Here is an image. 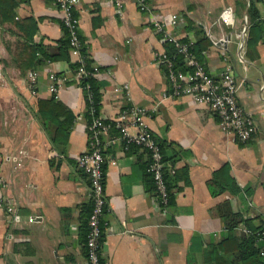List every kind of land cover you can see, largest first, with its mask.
<instances>
[{
	"label": "crops",
	"instance_id": "obj_1",
	"mask_svg": "<svg viewBox=\"0 0 264 264\" xmlns=\"http://www.w3.org/2000/svg\"><path fill=\"white\" fill-rule=\"evenodd\" d=\"M144 1L149 11H140L139 0H123L122 16L114 0H79L74 10L87 54L94 67L102 69L95 77L100 115L112 120L121 110L145 108V121L158 142L181 151L176 157L172 148L167 153L174 199L164 215L147 171L150 153L134 145L126 149L116 129L103 138L108 206L102 219L101 257L104 264H222L212 252L226 235L218 206L231 199L234 213L264 225V41L257 47L259 57L247 58L245 0ZM224 9L233 11L232 25L220 21ZM260 9L264 14V6ZM16 12L18 18L38 22L34 44L59 54L40 69L24 70L16 37L0 26V199L15 201L18 215L16 220L0 206V264H87L91 196L88 178L76 160L89 148V136L84 94L71 82L77 81L71 68L75 62L61 46L64 29L55 0H25ZM174 14L182 39L198 43L207 38L212 43L203 54L209 72L234 67L238 101L257 125L248 143L239 145L225 134L210 108L190 97H170L166 69L154 62L155 54L168 46L151 20ZM33 71L38 75L36 97L27 87ZM51 73L65 75L70 82L58 97L75 119L68 134L58 132L51 113L39 103L53 98ZM128 132L134 136L138 130L129 127ZM54 135L58 144L53 143ZM224 166L240 188L237 197L212 193L211 181ZM244 228L240 224L236 229L242 253L220 255L234 264H244L239 256L252 250ZM232 242L226 241L224 250L234 249Z\"/></svg>",
	"mask_w": 264,
	"mask_h": 264
},
{
	"label": "built area",
	"instance_id": "obj_2",
	"mask_svg": "<svg viewBox=\"0 0 264 264\" xmlns=\"http://www.w3.org/2000/svg\"><path fill=\"white\" fill-rule=\"evenodd\" d=\"M56 6L61 13L63 26L70 35V54L75 63L80 64L76 74V80L83 76L96 77L101 73V68L95 66L94 70L88 72L84 69V59L81 55L82 44L78 37L79 20L74 15V10L79 0H55ZM117 11L122 16L124 6L123 0H114ZM140 11H149L144 0H139ZM220 21L227 25L235 22V15L231 9H224L219 17ZM151 23L156 33L166 46H173V52L169 54L168 49L157 52L154 62L163 65L166 76L171 84V98L190 97L199 106H206L219 118V127L227 135H232L239 145L248 143L257 133V125L254 119L246 113L238 101L239 84L236 79L235 69L232 65H226L219 74L209 72L205 65L198 62L195 55L189 51V47L195 40H184L178 32L181 30L179 17L174 14L170 18L155 16ZM247 29V28H246ZM245 29V32H246ZM183 41H189L183 42ZM177 55L182 56V63L190 71L181 72L175 68ZM0 72V81H2ZM49 93L58 100L61 89L67 84L65 75L51 73L49 75ZM38 75L29 72L27 76V87L32 96H38ZM120 91L119 88L115 89ZM85 98V97H84ZM91 100V96L85 99V103ZM93 115V112L91 113ZM147 110L139 106H133L121 110L112 120H107L101 115L94 117L87 125L89 136V148L77 157L76 163L79 170L85 174L89 181V189L93 208L88 221V233L86 236L87 264H100L101 252L103 250L102 219L107 209L108 201L105 194V142L112 128L119 130L126 149L138 146L150 153L151 162L148 165V173L152 177L159 210L165 215L170 206V194L165 176V162L158 140L154 137L145 118ZM129 127H135L138 133L134 136L128 132ZM10 159H8L9 161ZM14 161V160H13ZM15 162V161H14ZM18 166H21L18 164ZM0 206L14 219H18L17 204L8 198L0 199ZM33 221V218H30ZM245 234L251 231L244 228ZM256 237V247L261 257L264 258V229L253 234Z\"/></svg>",
	"mask_w": 264,
	"mask_h": 264
},
{
	"label": "trees",
	"instance_id": "obj_3",
	"mask_svg": "<svg viewBox=\"0 0 264 264\" xmlns=\"http://www.w3.org/2000/svg\"><path fill=\"white\" fill-rule=\"evenodd\" d=\"M25 0H0V26L6 27V31L11 35L16 37L17 45L19 49L18 58L20 59L21 68L26 69H40L45 62H50L55 59V56L59 54L49 52L45 48L40 45H36L33 43V37L38 30V22L30 17L21 19L17 17L16 9L19 4ZM245 8L247 10V29H246V56L251 61H255L259 57V53L257 51L258 45L264 41V14L260 9V5L264 6V0H245ZM64 29V39L61 41V46L65 50H69L70 52V35L68 30L63 26ZM79 40L82 44L81 55L84 59V69L88 72L94 70V65L91 62L84 42L80 36V32H78ZM189 43V41H183ZM190 44V43H189ZM212 46V43L207 39H203L201 42L194 43L189 47V51L196 56L197 60L201 64H205L204 52L208 50ZM169 54L173 52V46H168ZM57 54V55H56ZM71 68L73 74L76 75L78 70L80 69L79 63H72ZM175 68L177 71L187 72L191 69L187 68L182 63V56L177 55L175 59ZM76 82V84L82 89L85 99H88V96H91V100L86 102V119L87 123L90 124L93 121L94 117L100 116V107H101V93L99 84H97L95 77L91 76H83L79 82L72 80L71 82ZM70 82H67V84ZM45 101V102H44ZM41 107L46 111L51 113V119L56 128L59 131H64L67 134L73 128L75 124V119L72 112L63 105L60 101L55 99L54 97L50 100H40L39 101ZM93 112V115L91 114ZM62 120V121H61ZM115 129L114 127L112 130ZM47 130L48 126H47ZM50 133V131H49ZM58 134V133H56ZM53 143L58 144V137L53 136ZM160 147L163 154V160L165 162V176L167 179V184L169 188L170 194V202L174 199L172 192L170 191L171 182H168L167 176V164L170 165V160L168 158V150L169 148H174L172 145H167L160 143ZM175 148H177L175 146ZM176 151L175 156H178L181 151L178 149H173ZM170 151V150H169ZM171 159V158H170ZM174 159V158H173ZM172 160V159H171ZM186 176V182L189 183V177ZM211 189L213 190V194H221L227 193L230 198L237 197L241 194L240 188L237 185L236 181L229 172V167L224 166L218 173H216L211 181ZM93 208V203L91 201L90 213L88 218L91 215ZM219 216L223 219L224 229L226 231V235L218 241L212 247L213 254H216L217 259H221L222 264H234L235 260L227 259L226 256H220L223 253L228 254V252L233 253L234 256H238L242 253V242L236 236V229L240 224H244V226L251 231V234L247 236L250 238V244L252 245V250L250 253L245 256H239V259L244 262V264H264V258L260 256L259 251L256 247V237L253 235L259 230L264 229V225L256 226L253 224L251 219H244L240 213H234L232 209L231 199L225 201L217 208ZM86 225V233L87 231ZM102 230H103V222H102ZM233 241L234 249L232 250H224V245L226 241ZM104 241V237H103ZM233 247V246H232ZM87 248V247H86ZM100 264H104V260L102 257L100 258Z\"/></svg>",
	"mask_w": 264,
	"mask_h": 264
}]
</instances>
